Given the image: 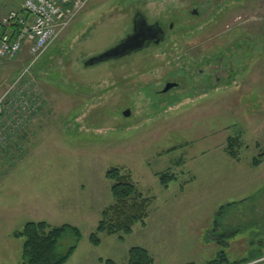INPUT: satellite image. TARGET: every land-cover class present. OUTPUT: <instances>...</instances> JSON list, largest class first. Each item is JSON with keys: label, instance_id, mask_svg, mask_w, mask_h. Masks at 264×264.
I'll return each mask as SVG.
<instances>
[{"label": "rangeland", "instance_id": "374dc122", "mask_svg": "<svg viewBox=\"0 0 264 264\" xmlns=\"http://www.w3.org/2000/svg\"><path fill=\"white\" fill-rule=\"evenodd\" d=\"M136 13L163 41L85 67L130 33ZM17 59H0V264L20 263L23 239L13 235L29 222L78 228L65 264H127L132 248L153 264H207L220 250L218 209L245 201L243 219L257 224L225 253L264 264L246 261L258 247L264 255V157L252 166L264 154V0H90L36 62ZM216 60L235 85L206 75ZM167 84L177 87L163 93ZM228 138L238 139L237 161ZM112 168L151 202L144 225L93 246L114 203ZM167 171L176 180L164 189L156 174Z\"/></svg>", "mask_w": 264, "mask_h": 264}, {"label": "trees", "instance_id": "16d2710c", "mask_svg": "<svg viewBox=\"0 0 264 264\" xmlns=\"http://www.w3.org/2000/svg\"><path fill=\"white\" fill-rule=\"evenodd\" d=\"M238 148L237 138L227 139L226 154L231 160H238ZM263 157L264 154L259 159H254L252 166L257 167ZM156 176L164 189H167L169 184L176 180V177L169 171L158 173ZM105 178L111 183L110 191L114 203L101 212L97 227L89 236V241L93 246L100 244L101 234L118 236L123 239L124 235H129L132 232L136 224L144 225L148 214L147 209L151 202L149 198L144 197L138 191L130 174L123 169L112 168L106 172ZM245 203L247 201L226 204L218 209L212 223L211 235L220 250L217 253V258L207 264H240L239 262H230L225 249L228 239H233L257 224L254 220L243 219L245 214L241 212L240 207L247 208L248 205ZM262 223H264V218H262ZM13 237L23 239L19 264H65L77 248L82 236L78 228L71 225L51 227L45 222H29ZM263 257L264 255L258 247L257 251L253 252L246 261ZM105 264L113 263L106 261ZM127 264H153V259L146 250L132 248L128 252Z\"/></svg>", "mask_w": 264, "mask_h": 264}, {"label": "built area", "instance_id": "2783aa9c", "mask_svg": "<svg viewBox=\"0 0 264 264\" xmlns=\"http://www.w3.org/2000/svg\"><path fill=\"white\" fill-rule=\"evenodd\" d=\"M89 1L23 0L20 12L12 11L0 18V26L4 29L0 35V59L14 60L28 44L31 63L36 62ZM2 100L0 115L4 108Z\"/></svg>", "mask_w": 264, "mask_h": 264}, {"label": "water", "instance_id": "95a60500", "mask_svg": "<svg viewBox=\"0 0 264 264\" xmlns=\"http://www.w3.org/2000/svg\"><path fill=\"white\" fill-rule=\"evenodd\" d=\"M164 39V31L157 24H149L144 16L136 13L133 18V30L125 38L120 40L115 46L106 51L87 59L85 67H93L110 61H117L135 53H139L149 47L158 45ZM177 87V84H167L163 93ZM123 116L128 118L130 110L123 112Z\"/></svg>", "mask_w": 264, "mask_h": 264}, {"label": "flooded vegetation", "instance_id": "af4514ba", "mask_svg": "<svg viewBox=\"0 0 264 264\" xmlns=\"http://www.w3.org/2000/svg\"><path fill=\"white\" fill-rule=\"evenodd\" d=\"M134 16H133V18H134ZM132 30H133V20H132V29H131L130 33L132 32ZM151 45H149V47ZM205 73L208 77H211V79H213V82L216 85L227 84V83H229V84L232 83L233 85H235V82L233 80V75H232L233 73L230 70L223 69V65L221 64L220 60H216L214 62H209V65L206 68Z\"/></svg>", "mask_w": 264, "mask_h": 264}, {"label": "crops", "instance_id": "0c3cea01", "mask_svg": "<svg viewBox=\"0 0 264 264\" xmlns=\"http://www.w3.org/2000/svg\"><path fill=\"white\" fill-rule=\"evenodd\" d=\"M22 3L23 0H0V18L12 11L20 12ZM3 30L4 29L0 26V35L2 34ZM29 57V45L26 44L18 56L16 62L17 65L19 67L23 66L25 62L29 60Z\"/></svg>", "mask_w": 264, "mask_h": 264}]
</instances>
